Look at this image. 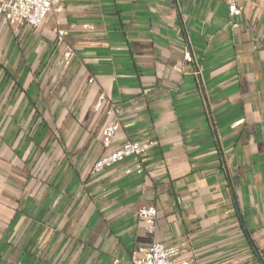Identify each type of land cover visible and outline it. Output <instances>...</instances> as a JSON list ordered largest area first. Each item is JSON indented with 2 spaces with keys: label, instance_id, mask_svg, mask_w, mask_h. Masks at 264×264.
<instances>
[{
  "label": "crops",
  "instance_id": "1",
  "mask_svg": "<svg viewBox=\"0 0 264 264\" xmlns=\"http://www.w3.org/2000/svg\"><path fill=\"white\" fill-rule=\"evenodd\" d=\"M61 4L38 27L0 19V264H133L182 239L192 264H264V0ZM147 140L140 172L92 173Z\"/></svg>",
  "mask_w": 264,
  "mask_h": 264
},
{
  "label": "built area",
  "instance_id": "2",
  "mask_svg": "<svg viewBox=\"0 0 264 264\" xmlns=\"http://www.w3.org/2000/svg\"><path fill=\"white\" fill-rule=\"evenodd\" d=\"M226 2L230 17L242 13L240 0H226ZM61 7V0H0V19L7 23L38 27L47 20L49 13L59 11ZM233 25L236 26L237 24ZM58 34L62 36L63 31H59ZM71 55L72 49L67 47L63 56L64 64L69 62ZM183 58L187 62L192 61V53L188 48H184ZM89 81L91 82L92 79ZM105 105L109 113L118 112L116 106L107 99L105 93H100L95 103V109L99 110ZM117 128V121L107 123L102 127L101 144L105 149L110 148ZM154 143L153 140L127 141L100 156L94 162L91 171L98 173L126 158H133L136 161L135 169L140 172L142 170L140 160ZM131 171L130 168L125 170L126 173ZM136 216L143 221L144 227L150 234L156 232L157 210L154 206H141L138 208ZM188 246V239H182L174 244L154 241L143 249L141 256H137L133 252L131 258L133 264H192V257L186 254Z\"/></svg>",
  "mask_w": 264,
  "mask_h": 264
}]
</instances>
